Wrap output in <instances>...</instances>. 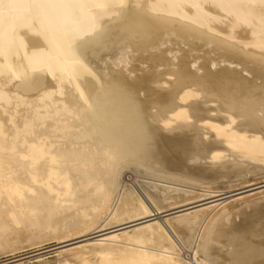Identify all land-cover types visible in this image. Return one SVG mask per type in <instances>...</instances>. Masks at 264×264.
I'll return each mask as SVG.
<instances>
[{"label":"bare ground","instance_id":"6f19581e","mask_svg":"<svg viewBox=\"0 0 264 264\" xmlns=\"http://www.w3.org/2000/svg\"><path fill=\"white\" fill-rule=\"evenodd\" d=\"M50 240L264 264V0H0V253Z\"/></svg>","mask_w":264,"mask_h":264},{"label":"rangeland","instance_id":"374dc122","mask_svg":"<svg viewBox=\"0 0 264 264\" xmlns=\"http://www.w3.org/2000/svg\"><path fill=\"white\" fill-rule=\"evenodd\" d=\"M129 177V176H128ZM131 177V176H130ZM129 177V178H130ZM244 194H246V193H244ZM209 204V203H208ZM206 205V204H205ZM79 240H83V238L82 239H75L74 241L73 240H71L69 243H67V244H69L68 246H65L64 248H68V247H73V246H75V245H78V243L80 244L81 242L79 241ZM84 242V241H83ZM72 243V244H71ZM77 243V244H76ZM61 244V243H60ZM60 244H57V241H55V240H50V241H48V242H46L45 244H43V246H46V251H45V253H40L41 255H39V251H35V250H33L34 248H31V249H28V250H26V251H20V252H16V253H11V252H6L5 254L4 253H0V264H16V263H14V261L12 260V259H14L13 258V256L14 255H17V254H19V253H23V254H27V252L29 253V254H27V257L28 258H25V264L27 263V264H37L38 262H39V258L41 259V258H47V259H52L53 258V256L54 255H56L57 254V252H56V250H54L55 248H57L58 246H60ZM62 245H65L64 243L62 244ZM48 247V248H47ZM52 249V250H51ZM55 252V253H54ZM190 254V255H189ZM187 258H191L192 257V254H191V252H189V253H187V256H186ZM8 260V261H7ZM37 260H38V262H37ZM2 261V262H1ZM9 262V263H8ZM39 264V263H38Z\"/></svg>","mask_w":264,"mask_h":264}]
</instances>
